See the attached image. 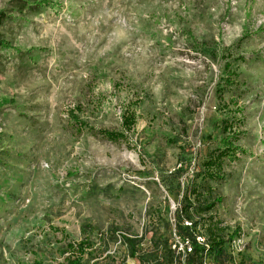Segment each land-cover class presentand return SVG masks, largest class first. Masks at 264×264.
<instances>
[{
	"label": "rangeland",
	"instance_id": "374dc122",
	"mask_svg": "<svg viewBox=\"0 0 264 264\" xmlns=\"http://www.w3.org/2000/svg\"><path fill=\"white\" fill-rule=\"evenodd\" d=\"M17 1L0 0V264H65L80 242L83 264H161L165 244L185 264L182 207L221 198L192 210L197 234L213 216L222 264H264V0ZM228 126L241 151L212 181Z\"/></svg>",
	"mask_w": 264,
	"mask_h": 264
},
{
	"label": "trees",
	"instance_id": "16d2710c",
	"mask_svg": "<svg viewBox=\"0 0 264 264\" xmlns=\"http://www.w3.org/2000/svg\"><path fill=\"white\" fill-rule=\"evenodd\" d=\"M49 4L50 1H45L43 3H40V5L38 3H35L34 6H31V8ZM28 6L30 5L27 2L21 0H18L15 3V7L20 8L21 10ZM8 17L9 15L6 12L2 11L0 13V27L3 25V23ZM2 47L5 49H9L11 48V44L7 40H5L0 34V48ZM240 112L242 113L241 110ZM136 122L137 115L135 114V112L132 110H127L123 117L122 127H124L126 131L131 132L136 127ZM79 124L81 126H84L85 128L89 127L83 123ZM228 127L229 128H226V131H229V133L232 134L222 140L225 150L221 151L217 155L214 154V156H212L208 161L204 163V166L207 169L206 176L212 181L225 180V175L222 174L225 159L231 158L230 156L232 151H241L238 147L235 146V143L236 141H238L240 133L238 131L234 132V128L232 126ZM89 129L94 133L96 132V130L92 127H89ZM97 132L99 133V135L105 137L106 139L112 142H120L121 140L126 139V135L124 134V132H116L107 129L99 130ZM195 194H198V192L195 191ZM221 199H216L213 202L211 200H207L205 201V204L203 206H200L199 208L194 206L191 200H187L185 202V205L182 207L183 209L181 210L180 216V231L183 234L184 239L191 241V251H186L185 253V264H206V259L208 258V256L215 257V264H222L225 261V258L227 257V251L224 248L226 241L222 238L225 231L224 228H221L222 223L214 221V217L209 216L207 221H209L210 223L208 225V231L210 232V236L205 239V244H201L197 240V238H203L204 236L202 234H197V228L199 224L197 221H195L191 214L192 210H200L201 215H208L216 208V205L219 204ZM185 223H190L191 225H186ZM70 249L75 251L76 257H74L73 259H68L65 264H83L82 259L90 249V244L86 242H80L77 244L70 245ZM175 255V251L172 250L169 244H165L161 249L157 248L155 252V258H158V261H160L161 264H177L178 259ZM133 257H136V255H134Z\"/></svg>",
	"mask_w": 264,
	"mask_h": 264
},
{
	"label": "built area",
	"instance_id": "2783aa9c",
	"mask_svg": "<svg viewBox=\"0 0 264 264\" xmlns=\"http://www.w3.org/2000/svg\"><path fill=\"white\" fill-rule=\"evenodd\" d=\"M186 225H191L190 223H185ZM197 240L201 243V244H205L206 240L204 238H197ZM186 244L183 246L181 243H180V247H179V250H183L184 248L186 249V251H191V241L189 240H186ZM177 244L175 245V248H177ZM184 247V248H183ZM185 251V253H186Z\"/></svg>",
	"mask_w": 264,
	"mask_h": 264
}]
</instances>
